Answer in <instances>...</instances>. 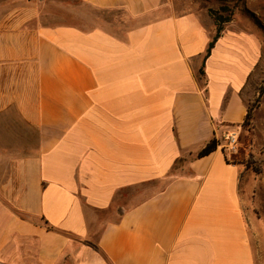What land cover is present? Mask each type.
Listing matches in <instances>:
<instances>
[{
  "label": "crops",
  "instance_id": "0c3cea01",
  "mask_svg": "<svg viewBox=\"0 0 264 264\" xmlns=\"http://www.w3.org/2000/svg\"><path fill=\"white\" fill-rule=\"evenodd\" d=\"M207 9L0 7V142L7 126L22 140L0 146V264H257L224 137L255 96L264 39L233 18L204 59Z\"/></svg>",
  "mask_w": 264,
  "mask_h": 264
},
{
  "label": "rangeland",
  "instance_id": "374dc122",
  "mask_svg": "<svg viewBox=\"0 0 264 264\" xmlns=\"http://www.w3.org/2000/svg\"><path fill=\"white\" fill-rule=\"evenodd\" d=\"M21 1L0 0V7L18 5ZM196 1L212 9H218L222 4L229 3L233 8V18L241 19L264 39V0ZM257 70L260 76L254 78L255 96L249 103L251 118L235 131L238 134L237 152L231 157L243 158L248 164V167L245 163L241 164L245 169V174L242 176V195L245 198L247 214L252 221L250 231L253 234L255 260L257 264H264V58ZM259 91H261L260 96ZM13 130L14 128L9 126L2 128V132L5 131L9 135L0 142L1 148L6 147L10 151H16L15 149L21 146V137ZM29 144L32 146L35 142L31 140ZM255 168L258 172L254 170Z\"/></svg>",
  "mask_w": 264,
  "mask_h": 264
},
{
  "label": "trees",
  "instance_id": "16d2710c",
  "mask_svg": "<svg viewBox=\"0 0 264 264\" xmlns=\"http://www.w3.org/2000/svg\"><path fill=\"white\" fill-rule=\"evenodd\" d=\"M222 1L226 2L227 0H222ZM207 11H208V14L211 16V18L214 21L215 35L213 36L212 40L208 44L204 59H206L210 55V52H211L212 48L214 47L217 39L219 38V36H220V34L224 28V25L233 19V8L227 2H226V4H222L218 9L208 8ZM199 73H200V75L204 74L202 68L200 69ZM260 94H261V91H259V96H260ZM250 108H251V106L249 104L247 107V114L245 116L244 122H246L247 119L251 118V111H250L251 109ZM218 146H219V142L215 138H212L199 151L198 156L202 157V156L208 155L211 152L215 151ZM226 159H227V162L233 163V164H240L241 165V164L245 163L243 158H239L237 156L231 157V156L227 155ZM245 164H246V167H248V164L247 163H245ZM254 170L256 172H258V170L256 168ZM95 249H97V248H95Z\"/></svg>",
  "mask_w": 264,
  "mask_h": 264
},
{
  "label": "built area",
  "instance_id": "2783aa9c",
  "mask_svg": "<svg viewBox=\"0 0 264 264\" xmlns=\"http://www.w3.org/2000/svg\"><path fill=\"white\" fill-rule=\"evenodd\" d=\"M238 134L236 132L227 133L224 137L226 143V149L229 155H233L237 152V137Z\"/></svg>",
  "mask_w": 264,
  "mask_h": 264
}]
</instances>
